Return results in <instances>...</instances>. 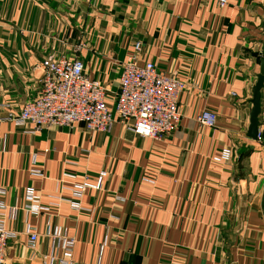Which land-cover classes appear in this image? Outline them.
<instances>
[{
    "label": "crops",
    "instance_id": "crops-1",
    "mask_svg": "<svg viewBox=\"0 0 264 264\" xmlns=\"http://www.w3.org/2000/svg\"><path fill=\"white\" fill-rule=\"evenodd\" d=\"M226 1L0 0L4 264H59L58 229L75 239L72 264H264V85L261 138L247 136L264 0ZM136 40L138 64L185 83L172 133L140 136L114 112L107 132L7 118L39 91L48 56L80 58L112 108ZM206 109L212 127L196 119Z\"/></svg>",
    "mask_w": 264,
    "mask_h": 264
},
{
    "label": "built area",
    "instance_id": "built-area-1",
    "mask_svg": "<svg viewBox=\"0 0 264 264\" xmlns=\"http://www.w3.org/2000/svg\"><path fill=\"white\" fill-rule=\"evenodd\" d=\"M217 2L222 6L227 3L226 0ZM133 46V53L121 64L118 90L114 93L112 108L107 101L105 85L87 75L80 58L48 56L38 64L42 71L39 91L7 118L17 124H30L34 130L81 124L90 132H107L112 126L114 112L124 126L140 136L160 138L172 133L180 119L178 99L185 83L172 74L158 71L153 62L138 64L141 41H134ZM196 119L201 125L212 127L216 122V114L206 109ZM256 137L261 138L260 131ZM30 173L42 176V172L36 169ZM85 187V183L78 185L79 195ZM27 196L30 200L34 198L31 188L27 189ZM0 208H4L1 202ZM27 233V245L34 249L37 231L28 228ZM55 234L62 249L59 264H72L75 239L60 229ZM11 237L12 233L0 223V264L5 262L7 241Z\"/></svg>",
    "mask_w": 264,
    "mask_h": 264
},
{
    "label": "water",
    "instance_id": "water-1",
    "mask_svg": "<svg viewBox=\"0 0 264 264\" xmlns=\"http://www.w3.org/2000/svg\"><path fill=\"white\" fill-rule=\"evenodd\" d=\"M264 85V41L262 43V49H261V58H260V71L257 74V79L252 87V98H251V111H250V119H249V125L247 128V136L250 138H256L257 132H258V114L260 112V96H261V88ZM243 158L240 159V162L238 164V167L241 168Z\"/></svg>",
    "mask_w": 264,
    "mask_h": 264
}]
</instances>
